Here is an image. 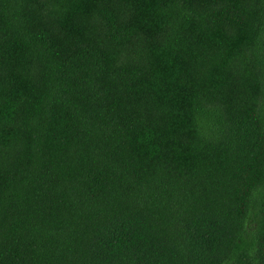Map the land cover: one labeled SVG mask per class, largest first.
<instances>
[{
  "label": "trees",
  "instance_id": "obj_1",
  "mask_svg": "<svg viewBox=\"0 0 264 264\" xmlns=\"http://www.w3.org/2000/svg\"><path fill=\"white\" fill-rule=\"evenodd\" d=\"M0 264H264V0H0Z\"/></svg>",
  "mask_w": 264,
  "mask_h": 264
}]
</instances>
